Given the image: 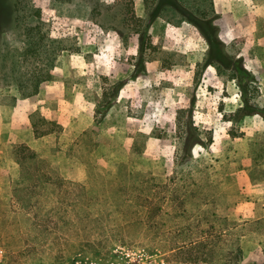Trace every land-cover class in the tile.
I'll return each instance as SVG.
<instances>
[{"label":"rangeland","instance_id":"obj_1","mask_svg":"<svg viewBox=\"0 0 264 264\" xmlns=\"http://www.w3.org/2000/svg\"><path fill=\"white\" fill-rule=\"evenodd\" d=\"M212 1L219 39L243 62L237 80L218 76L206 66L203 38L186 22L173 24L180 20L171 16L158 17L147 27L156 50L147 52L142 63L133 31L141 29L148 8L139 0H93L46 10L51 35L73 38L79 53H63L52 79L44 84H55L63 95L69 88L71 96L58 106H39L32 114L39 131L51 129V135L35 139L33 130L1 126L4 132L22 135L25 143L0 140V205L7 194L5 186L17 174L13 145L28 146L46 157L53 151L60 175L72 182L85 181L90 170L106 175L113 164L127 158L154 175H170L180 130L175 117L182 109L192 113L194 126L202 132L207 147L197 148L193 155L223 187L227 217L240 236L242 264H264V119L254 115L241 123L229 121L244 96L264 107V0ZM1 7L0 116L7 122L19 99L11 84L10 64L23 44L11 0ZM95 8L99 14L92 12ZM114 82L120 87L97 125L95 105L103 89L113 90ZM241 83L248 85L246 94ZM3 250L0 247V264H7ZM158 253L143 256L119 248L100 264H162ZM24 263L20 257L14 260Z\"/></svg>","mask_w":264,"mask_h":264},{"label":"trees","instance_id":"obj_2","mask_svg":"<svg viewBox=\"0 0 264 264\" xmlns=\"http://www.w3.org/2000/svg\"><path fill=\"white\" fill-rule=\"evenodd\" d=\"M4 1L0 0V12ZM139 1L148 8L141 29L133 31L138 35L142 63L147 52L156 50L147 27L158 17L171 16L180 20L173 24L186 22L203 38L206 66L228 80L239 78L238 72L244 70L242 59L232 55L219 39L212 0ZM11 2L23 44L11 60V84L19 99H28L52 79L63 53H79L73 38L51 35V16L46 10L93 0ZM92 12L99 14L96 8ZM119 85L114 82L110 92L103 89L95 105V124L107 115ZM239 86L246 94L248 85ZM241 103L229 121L241 123L254 115L264 119V107L246 96ZM32 116L35 139L54 133L51 129L39 131ZM175 120L180 129L178 152L166 177L145 171L127 158L113 164L106 175L90 170L85 181L72 182L60 175L53 151L46 157L28 146L13 145L17 174L5 186L7 194L0 205V247L7 264H14L16 257L24 264H100L114 257L119 248L143 256L160 252L162 264H242L240 236L227 217L223 187L193 155L197 148L207 147L202 132L194 126L191 112L178 109Z\"/></svg>","mask_w":264,"mask_h":264},{"label":"crops","instance_id":"obj_3","mask_svg":"<svg viewBox=\"0 0 264 264\" xmlns=\"http://www.w3.org/2000/svg\"><path fill=\"white\" fill-rule=\"evenodd\" d=\"M220 35V30H219ZM221 40V39H220ZM222 41V40H221ZM223 42V41H222ZM224 43V42H223ZM60 87H56L55 84H42L39 88L38 94L34 97L20 100L16 99L12 106V110L9 116V120L7 122L4 121L2 116H0V140L11 142L13 144H23L25 143V139L23 136L18 135L14 131L4 132L1 130V126L5 123H8L12 126H17L23 130L28 132L32 131V127L30 124V116L39 108V106L43 105H60L61 100H68L71 96V90L68 88L66 94H61L59 92ZM63 90V89H62ZM69 96V97H68ZM80 103L83 104V98L81 97ZM106 117V116H105ZM64 133H67L66 130Z\"/></svg>","mask_w":264,"mask_h":264}]
</instances>
